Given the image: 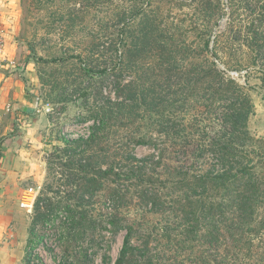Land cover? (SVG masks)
<instances>
[{"label": "trees", "instance_id": "obj_1", "mask_svg": "<svg viewBox=\"0 0 264 264\" xmlns=\"http://www.w3.org/2000/svg\"><path fill=\"white\" fill-rule=\"evenodd\" d=\"M90 1L100 8L113 2ZM139 1L134 0L131 9L116 15L117 34L113 39L98 40L94 45L93 53H108L110 62L96 68L88 65L79 68L78 93L89 101L91 92L96 90L102 103L95 99L91 115L80 118L82 123L78 125L93 123L86 137L79 136L74 141L63 138L66 145H78L75 149L72 147L70 156L74 160L67 167L77 171L91 166L85 159L90 149L98 168L97 179H81V174H71L69 178H74L69 183L77 181L73 184L78 186V212L73 210L72 203L65 208L59 205L58 209L48 206V213H40L31 232L41 223L46 228L50 225V237H59L66 247L72 245L74 250L78 242L84 241L94 246L99 225L98 221L88 219L86 195L97 194L102 189L103 178L112 177L115 186L108 197L113 206L109 209L112 217L106 224L116 230L122 227L128 230L116 264L155 261L154 256L146 255V246L150 245L154 232L149 230L151 233L144 236L141 248L132 243L139 233L134 230L139 223L132 216L134 206L143 208L141 219L146 215L164 218L165 236L172 227L174 230L185 228V241L188 236L193 242L202 237L209 246L234 248V251L228 250V256L233 253L232 259L215 260V264H235L231 260L238 259L235 253L238 248H256L259 239L264 250V140H255L248 128L254 114L249 89L229 75V70L239 72L250 66L222 58L235 56L228 53L225 42L233 33V39L240 42L238 50L246 44L253 52L251 66L259 61L264 66V0H225V3L200 0L209 24L205 41V51L209 53L200 56L202 61L196 57L198 60L189 65L179 64L178 58L167 57L171 50L163 45L162 51L169 53L159 57L161 74L150 79L149 72L140 63L146 59L147 49L150 52L154 49L158 29L156 15L146 13L139 7ZM242 11L251 19L249 24L241 21ZM225 15L229 28L215 36L211 48L213 27L210 24ZM188 59L189 56H184L180 61ZM215 60H221L227 70H220ZM153 73L156 75L158 70ZM91 81H95L94 87ZM109 81L114 97L105 96V84ZM189 109L193 114L188 128L175 114ZM255 143L263 151L256 149ZM138 147L153 148L158 155L138 159L133 153ZM62 151L64 154L59 152L58 161L68 155L66 150ZM175 155L181 161L170 162ZM129 181L131 188L123 183ZM42 198L35 203L38 210L43 201L49 200ZM136 198L138 201L134 202ZM51 214L55 215L48 220ZM77 230L82 232L75 233ZM87 251H81L79 259L65 256L59 264H91ZM103 263L110 264L109 256L103 258Z\"/></svg>", "mask_w": 264, "mask_h": 264}, {"label": "rangeland", "instance_id": "obj_2", "mask_svg": "<svg viewBox=\"0 0 264 264\" xmlns=\"http://www.w3.org/2000/svg\"><path fill=\"white\" fill-rule=\"evenodd\" d=\"M133 1L113 0L110 5H103L100 8L94 7L90 0H0V70L4 79L8 76H12L13 79L12 92L9 96H4L3 106L0 107L2 116L0 150L3 151L5 143L9 144V147L15 150L14 155L19 159L18 165L12 170L17 184L12 182L10 188L19 193L18 196L17 193L12 194L18 206L21 207V197L26 189H35V203L39 197L49 198L42 202L40 210L35 206L32 212L22 208L23 215L11 216L12 234L17 235L12 255L14 264H59L65 256L79 259L81 251L88 249L87 254L92 260L91 264H104L103 258L106 256H109L110 264L117 262L128 230L124 227L116 230L114 226L106 224L112 217L109 209L113 206L108 199L115 186L112 177L103 178L105 180L102 189L97 194L86 195L87 201H85L88 205L85 209L89 212L88 219L98 221L99 225L95 233L97 240L94 246L87 241L82 242L83 244L78 242L73 250L72 245L66 247L59 237L47 238L46 235L50 230L46 225L44 227V224L38 223L36 228L34 226L33 233L31 228L41 212L48 213V206L58 209L60 206L65 208L68 203H72L73 210L78 212L76 206L78 186L73 184L77 181L69 183L74 178L73 176L69 178L71 174H81V179H97L98 168L95 167L96 162H93L90 149L85 159L91 163V166L77 171L67 167V164L74 160H71L70 151L72 147L75 149L78 145H66L63 138L74 141L79 136L88 135L89 127L93 125L92 121L82 125L78 123L81 121L80 118L84 119L91 115L94 111L95 99H100L98 100L100 104L102 97L97 98L96 90L91 92L89 101L81 97L78 93V83L81 80L79 68L83 65L96 68L98 65L110 62L108 53H93L92 50L98 40L107 42L113 39L117 34L116 15L123 10L131 9ZM223 2L225 3V0ZM138 3L139 7H143L149 15H156L155 23L158 29V39L154 43V49L150 52L148 48L146 59L140 63L145 71L149 72L148 79L161 74V70L158 69L161 63L159 57L169 53L162 51L163 45H167L171 50L167 57L178 58L179 64L189 65L198 59L202 61L203 58L200 56L209 53L205 51L209 24L206 10L200 5V0H140ZM224 8L228 11L225 5ZM242 13L241 21L243 24H249L251 19H247L246 12L242 11ZM215 21H217L216 25ZM228 22L226 15L211 22L212 41L216 35L228 30ZM246 33L247 31L244 30L243 36ZM241 39L244 42L245 39ZM225 42L228 43V53H233L235 56L231 58L228 55L222 58L223 61L234 59L245 66H250L239 72L229 70V75L249 89L254 104V114L249 120L248 128L255 140H264L262 79L264 66L261 61L251 66L250 54L253 52L246 44L244 48L238 50L240 42L233 39V33L229 34ZM213 44L214 41L211 42V48ZM184 56H189V59L180 61ZM215 61L220 70H227L221 60ZM155 70H158L156 75L153 73ZM91 83L94 87L95 81ZM105 86L107 87L105 96L109 94L114 97L112 82H106ZM5 99L11 104L10 113H5L8 105L5 104ZM191 109L185 113L175 114L188 128L193 114ZM217 129L219 130L220 127ZM255 147L263 151L256 143ZM78 149L80 150V147ZM62 150H66L68 155L59 158L58 161L59 152L64 154ZM97 150L96 148L95 151ZM98 153L99 151L96 152V156ZM133 153L138 159L158 155L156 150L149 147H138ZM3 157L0 152L1 168H4ZM175 161H181V158L178 159L175 155L170 162ZM103 169L106 170L108 167ZM3 173L5 172H0L1 181L5 179ZM123 183L131 188L130 181ZM137 201L136 198L134 202ZM142 210V207H132V216L139 219V223L134 226V230L139 233L133 238L132 243L141 248L144 236H148L150 231L154 232L150 245L146 246L148 250L146 255L155 257V261L149 264H215V260L219 262L226 257L233 258V253L228 256V250L234 251V248L209 246L202 237L193 242L188 236L186 242L183 238L185 228L174 230L172 227L165 236L162 230L165 228V221L162 220L164 218L158 215H146L141 219L139 216L143 215ZM54 215L51 214L48 220ZM170 224L173 226L171 221ZM81 232L75 231V233ZM39 236L41 237L38 238ZM255 245L256 248L253 246L250 250L238 248L235 252L238 259L231 261L235 264H264L262 257L264 250L259 239L256 240Z\"/></svg>", "mask_w": 264, "mask_h": 264}, {"label": "crops", "instance_id": "obj_3", "mask_svg": "<svg viewBox=\"0 0 264 264\" xmlns=\"http://www.w3.org/2000/svg\"><path fill=\"white\" fill-rule=\"evenodd\" d=\"M11 80H13L12 76L4 79L3 73L0 70V107L3 106L4 96H9L12 92ZM5 101V104H10L7 103L8 99H5ZM0 152L4 155L2 161L5 162H3L4 168L0 167V172H5L3 173L5 179L0 180V264H14L12 255L17 242V238L15 237L17 235H15L16 233L12 234L13 226L10 223V219L11 216L23 215V209L18 206L17 200L12 196L17 191L15 189L12 191L10 188L12 182L17 184V179L14 177L12 170L14 166L18 165L19 159L14 155L15 150L9 147V144L5 143L3 151L0 150ZM16 195L18 196L19 193Z\"/></svg>", "mask_w": 264, "mask_h": 264}, {"label": "built area", "instance_id": "obj_4", "mask_svg": "<svg viewBox=\"0 0 264 264\" xmlns=\"http://www.w3.org/2000/svg\"><path fill=\"white\" fill-rule=\"evenodd\" d=\"M11 68H13V66ZM11 110H12L11 104H8L5 108V113H10ZM1 118H2V116L0 115V130L2 127ZM35 196H36V191L34 188L26 189L24 191L23 196L21 197V208L26 209L28 212H32L34 209V206H35V202H34V200H36ZM47 228H48V230H50L52 227L49 225ZM51 234H52L51 232H49V234L47 233V235H46V236H48L47 238L51 239V237H50Z\"/></svg>", "mask_w": 264, "mask_h": 264}]
</instances>
